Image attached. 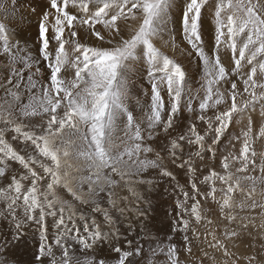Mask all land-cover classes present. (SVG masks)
<instances>
[{
    "label": "snow or ice",
    "instance_id": "snow-or-ice-1",
    "mask_svg": "<svg viewBox=\"0 0 264 264\" xmlns=\"http://www.w3.org/2000/svg\"><path fill=\"white\" fill-rule=\"evenodd\" d=\"M174 4L175 0H49V10L42 13L39 23L38 56L10 41L7 25L0 22V48L13 65L7 80L0 82L4 91L0 97V178L8 180L0 185V202L14 229L10 239L0 242V264H9L5 253L24 236L26 225H35L38 238L28 264H107L98 252L105 242L116 254L115 264H136L143 245L123 237L109 209L101 204L116 207L114 189L122 183L139 199L132 185L150 181L134 182L131 177L149 168L174 178L159 152L155 159L147 158L154 152L147 141L158 128L168 133L182 109L195 111L196 121L205 127L198 129L196 122L191 123L185 133L170 140L168 151L172 164L194 175L197 158L203 161L208 153L215 160L230 127L245 117L247 123L228 139L231 150L221 153L220 171L210 168L202 181L191 180L192 195L181 188L183 199L176 202L173 236H182L183 247L171 242L170 236L168 244L152 249L153 256L162 253L167 257L165 264H182L180 252L192 254L189 218L197 223L205 219L201 198L216 202L230 222L236 220L234 207L264 210V203L254 199L256 185H264V151L258 153L254 147L257 140L264 141V124L257 123L254 130L252 119L257 109L264 117V0H183L175 23L202 65L196 91L189 86L181 63L155 43L167 35L165 43L176 47L174 29L169 27L174 23ZM0 8H4L2 3ZM208 9L215 24L206 48L202 31L203 13ZM224 50L228 59L222 61ZM137 57L151 88L146 122L134 116L128 105ZM17 63L23 68H15ZM41 65L46 74L37 78ZM37 117L40 122L34 123ZM118 132L123 136L118 137ZM243 182H251L250 189ZM58 188L66 189L81 205H89L90 211L78 212L58 195ZM241 194L245 200L236 204L235 197ZM124 211L119 209L121 215ZM105 226L108 231L103 230ZM132 230L129 225L128 231ZM208 235L212 237L209 247L226 257L235 255L227 242L239 236L236 230L226 227L217 236L213 229L205 239ZM121 240L126 248L120 246ZM255 259L248 257L247 264Z\"/></svg>",
    "mask_w": 264,
    "mask_h": 264
},
{
    "label": "rangeland",
    "instance_id": "rangeland-1",
    "mask_svg": "<svg viewBox=\"0 0 264 264\" xmlns=\"http://www.w3.org/2000/svg\"><path fill=\"white\" fill-rule=\"evenodd\" d=\"M0 3L4 5V8H0V22L7 25L10 41L14 44H18L21 48H25L28 52H31L32 55L38 56V49L40 47L38 36L39 23L42 13L49 10V0H15V4L12 3V0H0ZM182 3L183 0H175L173 9L174 14L172 16L174 23L169 25L170 28L174 29L173 34L175 36L174 43L176 47L173 48L172 42L165 43V41H169L167 35H164L162 39H157L155 43L157 47L161 48L167 55L181 63L188 74L189 86L193 91H196L200 89L202 65L183 38L181 31V35L179 34V25L175 23L180 17ZM5 9H7V11H5ZM203 20L204 28L202 35L207 48L211 45L212 26L215 24L212 9H208L203 13ZM22 23L24 24L23 27L21 25ZM207 25L209 28L211 27L210 30ZM188 53H191V55ZM227 59L228 53L227 50H224L222 61ZM137 61L138 63L136 68H134V74L130 77V98L128 105L130 110L134 109V116L146 122L145 114L147 113L148 104L150 103L151 88L146 74L143 73V68L140 67L139 57H137ZM14 67L20 69L23 68V64L17 63ZM12 68L13 65L4 55L3 49L0 48V82L7 80ZM32 71H35V68H33ZM45 74L46 69L41 65V73L37 78H43ZM24 75L26 78L28 70H25ZM3 95L4 91L0 89V97H3ZM26 95L25 93L24 102H26ZM137 101L139 104H137ZM196 115L197 113L195 111L189 113L187 110L182 109L175 119L174 127L170 129L168 133H164L158 128L157 134L154 135L151 140L147 141L154 149V152L147 154V158L155 159L156 152H159L160 156L164 157V165L173 173L174 178L162 176L160 174V169L149 168L139 176L131 177V180L134 182L150 181V183H134L132 185L139 199L137 196H133L122 183L114 189L116 192V196L114 197L117 201L116 207H111L106 202L101 204L102 207L109 209L115 221L114 227L119 229L123 237L138 241L139 244L143 245L141 255L136 257V264H165L167 257L162 253H157L153 256L152 249H155L157 244H168V238L173 236V225L177 215L176 202L178 199H183L181 188L187 190L189 195H192L191 188L189 187V182L191 180L199 178L202 181L203 176L208 173L210 168H215L217 171H220L219 162L221 153H226L231 150L227 146L228 139L240 133L247 123V118L245 117L240 119L239 123H234L232 127H230L228 134H226L218 146L215 160L209 159L208 153L204 154L203 161L197 158L195 160V166L198 170L194 175L172 164L170 162L171 158L168 149L170 148V140L175 139L178 134L185 133L191 123L196 122L198 129L205 127L202 122L196 121ZM209 115H211V112H209ZM252 119L254 130L257 123L264 124V117H261L259 109L252 114ZM33 122L39 123L40 119L38 117L33 118ZM117 136L121 137L123 133L118 132ZM116 142L119 144L120 140L117 139ZM239 147L240 144L237 143L236 148L238 149ZM254 147L258 153L264 151V141L257 140ZM184 151L187 153L189 149L185 147ZM195 151L196 147L193 146L191 152L195 153ZM141 158H144L143 154ZM186 158L187 156H185V159ZM177 163H179V161H177ZM13 167L19 166L13 165ZM83 174L87 175V172ZM256 174L259 175V173ZM74 175H79V173H74ZM113 178L119 179L118 176H114ZM127 179L129 178L125 177V180ZM7 183L8 180L6 178H0V185H6ZM243 186L248 190L251 187V182H243ZM217 187H220L219 183H217ZM84 191L87 192V186H85ZM201 191H206V186L201 187ZM57 193L62 199L72 203L78 212L84 211L87 213L90 211L89 205H81L78 201L74 200L66 189L58 188ZM103 195L104 194H101L102 197ZM217 196H220L219 192ZM123 197H127L128 199L124 200ZM254 199L258 203H264V185H256ZM243 200H245V197L242 194L235 197L236 204H239ZM200 202L202 216L205 219L197 223L194 217L189 218L190 230L188 235L190 239H192V254L189 255L187 252L181 251L180 261L182 264H192L193 261L198 262V264H247V258L251 256L256 258L252 264H264V210L259 207L251 209L245 206L244 210L234 207L233 214L236 215V220L230 222L224 219L220 212L219 205L216 202L211 199L204 200L202 198ZM188 203L191 204L192 201L189 200ZM5 207V204L0 202V212H4V216H0V242L4 239H10L14 230L10 223L11 217L5 212ZM120 208L125 209L123 215L119 212ZM140 212H143L144 215H139ZM17 215L21 217L22 213L18 210ZM97 219L102 221V215L97 214ZM208 220L212 221V223L208 224ZM77 223L80 222L77 221ZM129 225L132 226V231H128ZM243 225H246V227H243ZM226 227L234 229L239 233L238 237L227 242L229 251L235 253V255L231 257H226L221 251L208 246V242L212 240L211 235H208L207 239H205L206 232H211L213 229L216 230L217 236H222ZM193 229L197 233L198 239L193 238ZM103 230L108 231L109 227L105 226ZM23 231L25 233L24 236L17 241L14 246L9 247L5 253L9 264H28L32 259V253L38 242L35 233V225H26ZM181 241L182 236L177 233L173 236L171 242L177 243L178 246L183 247ZM120 246L122 249L126 248L123 240H121ZM98 252L101 257L107 260V264H115L116 254L111 252L107 242L101 246ZM205 253H207L206 256ZM56 254L59 255V252ZM77 255H79V252Z\"/></svg>",
    "mask_w": 264,
    "mask_h": 264
},
{
    "label": "crops",
    "instance_id": "crops-1",
    "mask_svg": "<svg viewBox=\"0 0 264 264\" xmlns=\"http://www.w3.org/2000/svg\"><path fill=\"white\" fill-rule=\"evenodd\" d=\"M208 26V25H207ZM203 28H204V26H203ZM208 28H209V26H208ZM211 28V27H210ZM210 28H209V30H210ZM209 32V31H208ZM179 34H180V29H179ZM211 34H213V30H212V33ZM210 34V35H211ZM181 35V34H180ZM209 38V37H208ZM212 38V37H211Z\"/></svg>",
    "mask_w": 264,
    "mask_h": 264
},
{
    "label": "bare ground",
    "instance_id": "bare-ground-1",
    "mask_svg": "<svg viewBox=\"0 0 264 264\" xmlns=\"http://www.w3.org/2000/svg\"><path fill=\"white\" fill-rule=\"evenodd\" d=\"M33 3H34V2H33ZM21 25H22V27L24 26V24H23V23H22ZM25 27H26V26H25ZM21 29H22V28H21ZM24 29H25V28H24Z\"/></svg>",
    "mask_w": 264,
    "mask_h": 264
}]
</instances>
